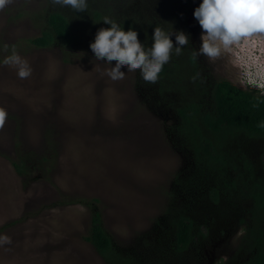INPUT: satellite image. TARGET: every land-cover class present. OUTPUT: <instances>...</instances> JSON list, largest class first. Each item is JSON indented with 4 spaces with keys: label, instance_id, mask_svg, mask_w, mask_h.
Wrapping results in <instances>:
<instances>
[{
    "label": "rangeland",
    "instance_id": "obj_1",
    "mask_svg": "<svg viewBox=\"0 0 264 264\" xmlns=\"http://www.w3.org/2000/svg\"><path fill=\"white\" fill-rule=\"evenodd\" d=\"M193 1L175 10L185 14V31L198 51L202 29L193 13L202 0ZM52 11L72 21L81 42H30L47 29ZM94 11L143 37L142 17L134 14L143 12L139 0H88L86 13L51 0H14L0 11V106L8 111L0 129V237L11 240L0 242V264H106L86 238L93 212L116 248L129 251L139 236L153 234L170 195L180 196L177 181L197 171L173 140V113L154 105L140 71L122 68L120 81L102 75L115 61H97L91 51L97 31L110 27L95 20ZM140 41L153 43L146 34ZM13 49L32 68L29 78L4 64ZM198 59L202 76L243 89L264 87L258 83L264 81V34L242 39L214 61ZM200 188L193 189L207 193ZM242 232L232 227L216 239L204 253L206 264H229Z\"/></svg>",
    "mask_w": 264,
    "mask_h": 264
},
{
    "label": "trees",
    "instance_id": "obj_2",
    "mask_svg": "<svg viewBox=\"0 0 264 264\" xmlns=\"http://www.w3.org/2000/svg\"><path fill=\"white\" fill-rule=\"evenodd\" d=\"M139 1L143 12L134 14L137 20L142 17V38L145 34L153 37L155 27H161L168 32L183 31L190 39L185 14L175 9L189 8L193 0ZM157 8L164 9V15L159 16ZM93 15L103 21L101 13L94 11ZM124 22L129 25L130 19ZM46 23L47 29L30 39L33 45L47 46L55 38L63 45L81 42L64 13L49 12ZM142 38L138 36L139 41ZM171 39L176 46L175 36ZM140 42L149 47L148 42ZM181 51L176 55L173 50L157 83L150 84V96L160 106L158 110L173 113V140L183 148L190 168H197L196 173L188 172L187 178L177 181L180 196L170 195L163 215L154 222L153 234L139 236L136 247L118 250L96 211L86 238L106 264H206L204 253L210 245L232 227L241 226L239 244L228 263L264 264V128L259 127L264 122V92L202 76L204 65L193 55L190 42ZM22 165L13 162L17 169ZM197 186L206 187L207 193L196 192L193 188Z\"/></svg>",
    "mask_w": 264,
    "mask_h": 264
},
{
    "label": "clouds",
    "instance_id": "obj_3",
    "mask_svg": "<svg viewBox=\"0 0 264 264\" xmlns=\"http://www.w3.org/2000/svg\"><path fill=\"white\" fill-rule=\"evenodd\" d=\"M13 2L14 0H0V11ZM51 4L71 8L76 13H86L88 9V0H51ZM193 15L202 29V44L193 55H202L210 61L219 58L222 50L229 49L242 39L254 34H264V0H202ZM103 22L110 27L97 31L90 48L97 61H106L109 65L115 61V67L102 73L112 81L123 80L125 72L121 69L126 67L127 72L139 70L147 84H155L164 65L169 63L173 50L176 55H181V50L189 44V36L185 32H168L155 27L153 43L151 47H146L139 41L137 31L131 28L125 31L109 17H105ZM173 35L176 46L171 39ZM4 64L14 67L20 79H27L32 74L28 61L17 54L15 49L12 55L5 58ZM198 76L199 73L192 78L193 82ZM261 82L258 83L264 84V81ZM254 88L262 90L264 87ZM7 118L8 111L0 106V129L5 126ZM259 127L264 128V122ZM0 242L10 243L11 240L5 236L0 237Z\"/></svg>",
    "mask_w": 264,
    "mask_h": 264
}]
</instances>
